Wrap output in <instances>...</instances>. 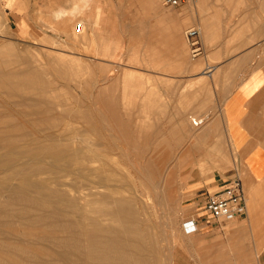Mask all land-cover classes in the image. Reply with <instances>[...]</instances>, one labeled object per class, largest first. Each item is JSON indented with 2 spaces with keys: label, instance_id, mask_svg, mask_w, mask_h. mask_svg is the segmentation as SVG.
I'll list each match as a JSON object with an SVG mask.
<instances>
[{
  "label": "rangeland",
  "instance_id": "1",
  "mask_svg": "<svg viewBox=\"0 0 264 264\" xmlns=\"http://www.w3.org/2000/svg\"><path fill=\"white\" fill-rule=\"evenodd\" d=\"M209 1L0 0V264H126L89 240L91 209H103L108 195L91 187L98 168L109 172L99 184L133 198L134 227L146 236L124 237L135 250L129 264H244L234 259L228 222L221 231L185 229L201 217L206 190L217 188L208 183L238 168L220 119L205 111L219 89L198 72L215 58L194 57L185 37L198 27L203 47L218 45L195 21L212 18ZM57 9L81 11L58 19ZM73 156L95 167L74 172ZM218 241L226 256H212Z\"/></svg>",
  "mask_w": 264,
  "mask_h": 264
},
{
  "label": "crops",
  "instance_id": "2",
  "mask_svg": "<svg viewBox=\"0 0 264 264\" xmlns=\"http://www.w3.org/2000/svg\"><path fill=\"white\" fill-rule=\"evenodd\" d=\"M192 1L208 4V0ZM224 1L229 3V8L221 5L222 2L216 5L214 0L209 1L211 6L206 7L211 10L212 18H208V22L196 17V23L208 29V40L218 44L203 47L200 29L195 27L199 32V55L211 52L215 58L211 65L204 58L205 68L198 73L202 72L211 79L213 90L215 84L218 85L219 92L213 94L211 105H207L205 111L220 119L221 128L217 131L223 134L227 147L235 154L233 162L238 168L233 167L236 170L229 177L227 174L218 180H210L208 184H221L226 178L244 175L248 210L244 218L227 223L234 246L233 256L244 264L248 261L264 264V0ZM223 13L226 17L222 16ZM216 15L221 18L216 20ZM185 24L181 18L174 26L180 29ZM215 34L219 35L217 39ZM227 49L233 53L223 58L222 52ZM220 224L204 228L221 231L224 225ZM218 242L211 245L217 246L212 256H226L224 244Z\"/></svg>",
  "mask_w": 264,
  "mask_h": 264
},
{
  "label": "bare ground",
  "instance_id": "3",
  "mask_svg": "<svg viewBox=\"0 0 264 264\" xmlns=\"http://www.w3.org/2000/svg\"><path fill=\"white\" fill-rule=\"evenodd\" d=\"M74 7L75 6L73 5V8ZM79 8H77V9L79 10ZM70 10H72V9H70ZM57 11H58V9H57ZM74 11L67 12L66 10L65 11L64 10H59L57 12L56 16L58 17V19H59V17L63 18L67 14L73 15V14L77 13V12H74ZM80 11H81V9H80ZM79 12H78V14H79ZM78 14H75V15L78 16ZM81 14H82V12H81ZM193 121H197L198 122V120L192 119V123L195 126V123ZM197 125H199V124H197ZM73 160H74V168H72V169H74L73 171L77 172V173H80V171H83V170H85V171L87 170L88 171L92 167H95L93 165L94 162H95V159H86V158H82V156L81 157L80 156L79 157L73 156ZM127 161H129V160L127 159ZM20 164L21 163H18L17 165H12V167L15 168V171H14L15 174H20L21 171L20 170H16V167L18 165H20ZM98 169H99V172L97 170H94V171L92 169L90 170L91 171V175L92 176L95 175L98 178V181H95V180L92 181V183L94 185L91 186V187H92V189L93 188L94 189H98V188H102L103 187V188L108 190V195L106 196V199H104L105 207L103 209H97L98 207L97 208L92 207V209H91V214H90V216L88 218L89 219V224L91 226V231L88 233L89 238H90L89 240L93 244L94 243H101L103 245L101 247H104L105 249H108L109 252L111 253L110 255L115 254V256H119L120 259H121V263H126V264L132 263V260H133L132 257L134 256L135 250L134 251L133 250L129 251V250H126V248L123 247V245L125 244L124 243L125 242L124 241V237L125 236L130 237L132 240H135V241L137 239L142 240L143 238H146V236L143 233H138L136 228L134 227L135 226V220H136V214L131 209L133 198H128V197L123 196V194H122L123 189H122V187H120V185H112L111 186V184H108V183H106V185L99 184L98 183L99 182V178L102 177L103 175H104V178L106 179V181H108V173L109 172H105L106 170L100 171V168H98ZM70 172H72V171H70ZM34 173H35V171H31L29 173H24V179L25 180L30 179L34 175ZM43 181H44V179H42V178L37 179L38 183H40V182L42 183ZM92 194L93 193L91 192L90 195H92ZM104 220L113 221V222L116 223V225L115 226H111L110 225L108 227H103L102 226L103 224L101 222L104 221ZM113 229L117 231V234L109 235L110 232ZM97 239H98L99 242L95 241ZM160 242L161 241L158 238V235L156 233L155 234V238H154V244H155L154 246H157L159 248ZM142 249H143V247H142ZM94 255L96 256V253H94L92 251H90L87 254V258L86 259L89 260L88 261L89 263H92L91 261H93V263H94V260H95ZM105 257L108 258V256H105Z\"/></svg>",
  "mask_w": 264,
  "mask_h": 264
},
{
  "label": "built area",
  "instance_id": "4",
  "mask_svg": "<svg viewBox=\"0 0 264 264\" xmlns=\"http://www.w3.org/2000/svg\"><path fill=\"white\" fill-rule=\"evenodd\" d=\"M188 0H161L163 6L177 8ZM186 41L191 48L193 56H198L201 51L199 32L191 28L185 33ZM195 125L201 124L202 120L193 121ZM201 217L188 219L185 222L187 233L198 231L201 225L208 226L228 222L240 218L246 213L247 198L240 177L229 178L217 188L203 194Z\"/></svg>",
  "mask_w": 264,
  "mask_h": 264
}]
</instances>
